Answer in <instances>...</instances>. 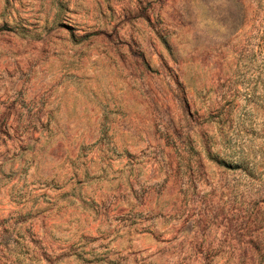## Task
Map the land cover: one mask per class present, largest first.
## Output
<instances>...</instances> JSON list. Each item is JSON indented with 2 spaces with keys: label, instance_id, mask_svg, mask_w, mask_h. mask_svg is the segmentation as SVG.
<instances>
[{
  "label": "rangeland",
  "instance_id": "obj_1",
  "mask_svg": "<svg viewBox=\"0 0 264 264\" xmlns=\"http://www.w3.org/2000/svg\"><path fill=\"white\" fill-rule=\"evenodd\" d=\"M0 264H264V0H0Z\"/></svg>",
  "mask_w": 264,
  "mask_h": 264
}]
</instances>
